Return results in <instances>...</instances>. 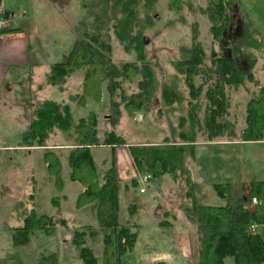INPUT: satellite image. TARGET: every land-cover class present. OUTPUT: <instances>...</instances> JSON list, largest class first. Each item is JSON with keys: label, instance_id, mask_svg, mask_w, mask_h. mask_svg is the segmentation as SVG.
Segmentation results:
<instances>
[{"label": "rangeland", "instance_id": "374dc122", "mask_svg": "<svg viewBox=\"0 0 264 264\" xmlns=\"http://www.w3.org/2000/svg\"><path fill=\"white\" fill-rule=\"evenodd\" d=\"M209 1L2 0L4 11L13 13L6 20L1 18L2 28L10 25L23 30L28 48L26 62L18 58L11 66L5 62L8 72L0 90V147L6 149L20 142L22 132L36 118L43 102L66 105L72 127L69 131L52 128L41 146L0 152V264H38L42 256L50 254L56 255V264H84L79 256L81 245L90 248L97 264H103V232L98 231L92 203L76 207L82 186L70 179L68 155L81 141L76 133L80 119L86 123L94 119L96 123L92 130H96L98 144L91 148V155L99 180L112 165V149L129 156L128 165L118 169L126 178L119 181L118 223L130 227L137 240L121 264H198L199 249L197 254L191 251L188 242L190 237L194 250V227L181 214H186L183 206L190 207V194L205 205L224 206L226 201L217 195L209 180L220 181L222 186L230 183L232 195L240 194L242 185L264 182V136L259 142H244L241 138L246 129V107L252 99L262 96L264 86V0H235L244 16L235 29L231 20L230 29L222 31L214 44L206 15ZM119 3H129L134 11L128 41L120 40V35L127 32L121 34L117 27L125 15ZM90 36L97 37L99 51L116 67L127 64L138 68H129L126 77H118L112 93L103 82L99 101L83 94L85 66L74 69L62 84L48 81L51 66L63 61L75 39ZM134 36L135 41L131 39ZM193 39L201 44L204 61L190 79V90L181 72L185 67L181 56L182 49H189ZM99 41L109 49L99 48ZM221 54H232L244 76L238 84L231 75H227V81L232 83H220L223 92L218 98H222L225 108L221 116L214 118L224 125L213 127L207 120L216 107L208 93L217 76L212 74L207 82L204 75L214 68L210 59ZM145 70L152 74V85L145 90L151 96L146 105L135 108L127 101L141 90L139 82ZM132 108L135 111L130 115ZM107 134L121 139L122 144H104ZM165 139L195 142L188 178L198 183V193L188 187L180 172L176 178L167 173L154 176L149 184L140 183L128 146L153 145ZM46 151L58 159V179L48 174L43 161ZM132 179L137 180L135 185ZM141 187L145 193H139ZM251 198L248 210L261 201L257 198L253 204ZM164 212L176 215L172 227L157 225ZM31 213L53 217L54 231H36L27 244L13 246V230L20 228L23 218ZM63 221L65 225L61 226ZM256 230L264 241V224L256 225L252 233Z\"/></svg>", "mask_w": 264, "mask_h": 264}, {"label": "trees", "instance_id": "16d2710c", "mask_svg": "<svg viewBox=\"0 0 264 264\" xmlns=\"http://www.w3.org/2000/svg\"><path fill=\"white\" fill-rule=\"evenodd\" d=\"M119 4L121 5V11L125 15L122 16V21L117 24V27L121 28V34L123 31L127 32L120 35V40L128 41L130 32L128 27L133 20L134 11L130 8L129 3ZM232 9V0H210L207 4L206 14L211 22L209 31L212 44L216 42L218 36L221 37L222 31L227 28L230 29L233 16L230 13ZM0 17L7 18L9 16L7 14H0ZM17 30L18 28L8 25L6 28H0V34L15 32ZM131 39L135 41L136 38L134 36ZM192 41V46L189 49H182L181 56L182 64L185 66V69L183 68L181 72L185 75L190 90L193 88L191 87L192 83L190 79H193L195 76L197 68L203 67L202 62L204 61V52L201 44L195 41V39ZM97 43L96 36H90L87 39L76 38L72 49L64 56L63 61L51 66L48 74L49 83L53 85L62 84L65 77L69 76L74 69L85 66L87 71L82 85L83 94L85 97L99 101L103 82L106 81L107 88L112 93L114 87L117 85L115 81L118 77H126L129 68L138 69L135 65L131 67V65L127 64L120 68L116 67L109 57L106 58L101 53V50L99 51L96 46ZM99 43V48L105 47L104 49H109V46L102 45L100 41ZM210 61L214 63V68H207L209 70L204 75V81L208 82L212 74H215L218 83L216 82L214 87H212L213 89L208 93L211 102L216 108L209 115L207 123L208 126L222 127L224 124L217 122L215 119L216 115L221 116L223 114L225 108L222 98H218L223 92L222 88H220V83H232L233 81H227V75H231L237 78L236 84H238L242 82L241 79L244 75H242V71L236 64V58L232 54L228 57L221 54L215 60L211 58ZM151 75L149 70L143 72V79L139 82L141 90L133 94L134 97L132 100L127 101L129 102L128 104H133L135 108H141L147 104L148 98L151 95L145 92V90L148 86L152 85ZM261 92L262 96L259 99H252L246 107V129L242 132L241 137L244 142H259L262 141L264 136V88H262ZM175 96L178 97L176 93ZM125 106L127 109L128 105L125 104ZM129 111L131 115L135 109L132 108ZM71 123L72 116L66 105L60 106V104L55 102H43V106L36 112V118L28 123L22 132L21 140L16 147L41 146L48 131L52 128L69 131L72 127ZM95 124L94 119L89 123H86L85 119H80L76 125V133L81 141L78 143V147L72 149L68 155L70 179L77 181L82 186V190L76 199V207L80 208L87 203H92L98 231L99 233L103 232L102 242L105 247L101 259L102 263L121 264L122 257L133 251L137 235L131 231L130 227L119 225L118 223L119 180L117 179L113 162L105 170L103 177L100 180L98 178L91 155V148L98 144L96 130H92ZM83 129L85 132L82 131ZM85 129L88 130L86 131ZM229 132L233 134L232 131ZM189 135L190 137L191 135L193 136V134ZM211 135L213 134L211 133ZM110 137H112L111 134H107L104 144H122L121 139ZM191 139L181 143L168 142L169 140L165 139L161 143L153 145H130L128 146V151L138 174L152 171L153 178L154 176L167 173L176 178V174L180 172L188 187L198 193V183L190 182L188 178V163L194 161L191 150H194L195 142ZM185 150L188 152H185ZM43 159L48 174L58 179L60 169L58 159L51 151H46ZM157 167L158 169H156ZM203 169L205 170L206 167ZM136 182V179L131 180L132 185H135ZM208 182L213 186L217 195L226 201L224 206L205 205L200 200L195 199L193 194H190V207L183 206L184 212L193 220L197 228L199 252L201 255L198 264H224V260L227 258H231L236 264H264V241L259 233H252L251 231L253 225L259 226L260 224H264V182L253 181L248 183L246 187L242 185L239 188L240 194L238 195H232L230 183L222 186L220 181L211 179ZM223 189L228 190L226 192ZM204 196L203 194L202 197ZM250 196L261 200L259 201L260 204L255 206L253 210H248ZM52 220L53 217L36 215L35 213L25 216L22 226L13 230L12 245L20 246L27 244L30 235L36 231H44L46 234L52 233L56 226ZM64 225L63 221L61 226ZM93 233L96 232L93 231ZM77 235L79 234L76 233ZM81 246L79 256L83 263L97 264V260L90 248L84 245ZM46 259H50V263ZM38 264H56V255L42 256Z\"/></svg>", "mask_w": 264, "mask_h": 264}, {"label": "crops", "instance_id": "0c3cea01", "mask_svg": "<svg viewBox=\"0 0 264 264\" xmlns=\"http://www.w3.org/2000/svg\"><path fill=\"white\" fill-rule=\"evenodd\" d=\"M193 3H194V5H196L195 2H193ZM232 4H233V9H232V12H230V13L233 14L232 25L234 27V25L235 26L238 25L239 21L241 20V18H243L244 15H243V9H242L239 2L237 3L235 0H232ZM0 14H7V16H9V17L13 15V13L10 11H4V5H3L2 0H0ZM0 18H2V17H0ZM7 18L4 17L3 19L6 20ZM209 23L211 24L210 21H209ZM210 24H209V28H210ZM234 29H235V27H234ZM20 30L18 29V31H15V32L0 34V90L5 83L4 77L7 76L6 74L8 72V66L5 65V62H9L10 66L15 61H17L16 58H18L19 60L21 59L23 62H26V60H25L27 58L26 51L28 48L27 42H26V35H25V32H23V30H21V31ZM262 88H264V86ZM262 88H261V91H262ZM261 94H262V92H261ZM237 141H235V142H237ZM227 142L231 143L232 141H227ZM222 143H225V142H222ZM23 149H25V148H19L16 146L6 147V149H3L2 147H0V152H3V151L4 152L5 151L11 152V151H19V150L22 151ZM112 152H113V157H114L113 164H114V168L116 171L117 179L119 181L121 179L123 182L126 178H123L122 176H120V174L118 173L119 172L118 169L120 168L119 167L120 165H123V164L124 165L126 164L125 166L128 165L127 159L129 158V156L127 154L122 153V152H116V149H114V151L112 149ZM163 175H165V174H163ZM212 206L218 207V206H222V204H215ZM181 214L184 217V220H186L187 222H190L192 224V226L194 227L193 233H195L196 236L193 237L194 238L193 243H195L197 246L198 234H197L196 225L194 224L193 220L191 218H189V216H187L186 214H183V213H181ZM181 214H179V216ZM162 215L164 218L162 219V217H161V219L159 220L160 224L157 221V225L162 226V227H164V226H171L172 227L175 223L176 215H170V213L166 214L165 212ZM256 232L258 233V230H256ZM188 239H189L188 242H189V246H190L191 251H195L197 254V251H198L197 249H199V248H197L195 246L194 250H192L193 248H191V246H193V245H192L190 237ZM226 263L227 264H236L231 258L225 259L224 264H226ZM157 264H162V262H157Z\"/></svg>", "mask_w": 264, "mask_h": 264}, {"label": "built area", "instance_id": "2783aa9c", "mask_svg": "<svg viewBox=\"0 0 264 264\" xmlns=\"http://www.w3.org/2000/svg\"><path fill=\"white\" fill-rule=\"evenodd\" d=\"M1 19V18H0ZM2 25H3V21L2 19L0 20V28H2ZM139 180H140V183L142 185H146V184H149L151 182V180L153 179V176L152 174L150 173H143V174H140L138 176ZM139 193H145V188L144 187H141L139 188ZM251 201L252 203H256L257 202V199L255 197L251 198ZM255 228H256V225H253L251 227V231H255Z\"/></svg>", "mask_w": 264, "mask_h": 264}]
</instances>
